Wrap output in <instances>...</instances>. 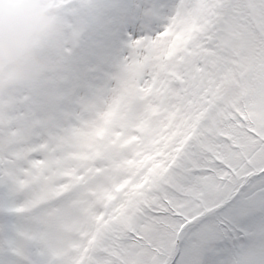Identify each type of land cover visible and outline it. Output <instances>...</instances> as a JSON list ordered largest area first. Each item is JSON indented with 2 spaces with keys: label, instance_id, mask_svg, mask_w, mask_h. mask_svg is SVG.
Masks as SVG:
<instances>
[{
  "label": "snow or ice",
  "instance_id": "obj_1",
  "mask_svg": "<svg viewBox=\"0 0 264 264\" xmlns=\"http://www.w3.org/2000/svg\"><path fill=\"white\" fill-rule=\"evenodd\" d=\"M62 44L0 90V264H264V0H49Z\"/></svg>",
  "mask_w": 264,
  "mask_h": 264
},
{
  "label": "rangeland",
  "instance_id": "obj_2",
  "mask_svg": "<svg viewBox=\"0 0 264 264\" xmlns=\"http://www.w3.org/2000/svg\"><path fill=\"white\" fill-rule=\"evenodd\" d=\"M0 4V9H3L5 4L7 5L8 11L17 18V24L20 28L19 35L27 38L22 45L11 40L5 41L10 53H0V90H9L15 88L11 78L13 70L27 65L33 56L39 52L50 33H53L54 41L50 39L49 50L61 46L62 29L49 0H0ZM25 43L28 44L25 46ZM44 56L45 59L42 64L48 71L51 67L50 58L46 54Z\"/></svg>",
  "mask_w": 264,
  "mask_h": 264
},
{
  "label": "bare ground",
  "instance_id": "obj_3",
  "mask_svg": "<svg viewBox=\"0 0 264 264\" xmlns=\"http://www.w3.org/2000/svg\"><path fill=\"white\" fill-rule=\"evenodd\" d=\"M0 6H1V4H0ZM24 32L26 34V31H24ZM50 39H52L54 41L53 33H50L47 36V38L44 41L43 45L41 46V49L39 50V52H37L33 56V58L27 63V65H25L23 67L15 68L13 70V72L11 73L12 74L11 78L14 81L13 82L14 87H17L20 85L30 84V83L38 80L42 75H44L47 72L45 65H43L42 63L45 59L44 54H46V51L49 50L48 45H49ZM26 40H27V38H25L24 42ZM5 43H6L7 48H8L7 42L0 40V53L5 52L4 47H3V45H5ZM27 44L28 43H25V46ZM8 51L6 52L7 54L10 53V51L9 52Z\"/></svg>",
  "mask_w": 264,
  "mask_h": 264
},
{
  "label": "clouds",
  "instance_id": "obj_4",
  "mask_svg": "<svg viewBox=\"0 0 264 264\" xmlns=\"http://www.w3.org/2000/svg\"><path fill=\"white\" fill-rule=\"evenodd\" d=\"M20 28L17 24V18L8 11L5 4L3 9H0V39L4 41L11 40L14 43L23 44L25 37L19 35ZM5 52L8 51L7 45H3Z\"/></svg>",
  "mask_w": 264,
  "mask_h": 264
}]
</instances>
